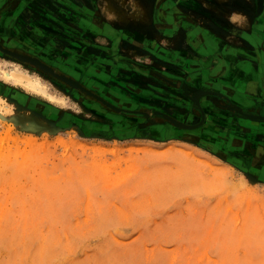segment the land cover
<instances>
[{"label":"rangeland","instance_id":"374dc122","mask_svg":"<svg viewBox=\"0 0 264 264\" xmlns=\"http://www.w3.org/2000/svg\"><path fill=\"white\" fill-rule=\"evenodd\" d=\"M220 5L0 0V264H264V120L153 116L202 122L184 82L222 94L192 22Z\"/></svg>","mask_w":264,"mask_h":264},{"label":"crops","instance_id":"0c3cea01","mask_svg":"<svg viewBox=\"0 0 264 264\" xmlns=\"http://www.w3.org/2000/svg\"><path fill=\"white\" fill-rule=\"evenodd\" d=\"M216 1L221 3L224 11L216 12L215 23L202 22L198 16L197 20L191 18L205 39V45L200 48L205 55L203 66L207 68L204 78L209 76L221 81L220 92L229 96L230 101H234L231 95H236L238 101L248 108L264 106V14L261 15V0ZM211 8L219 9L213 4ZM192 38L198 39L197 34Z\"/></svg>","mask_w":264,"mask_h":264},{"label":"water","instance_id":"95a60500","mask_svg":"<svg viewBox=\"0 0 264 264\" xmlns=\"http://www.w3.org/2000/svg\"><path fill=\"white\" fill-rule=\"evenodd\" d=\"M40 66H41V68H44L47 72L54 74V72L50 69H47V67L45 65L41 64ZM137 68L141 71H144V72L146 71L145 68H142L140 66H137ZM152 74H155L156 76L161 78L163 81L168 83V78L165 75H163L161 72L152 71ZM179 87L182 88V90L186 91L194 99L195 107L198 110H200L202 113V122L198 125L187 124L185 122H182V121L174 118L170 114H167L165 112H159V111L153 112V116H155V118L167 120V121L175 124L176 126H178L180 128H183V129H197L206 120V113H205V111L202 107V104H201L202 98L205 96H219V97L225 98L226 100L229 101L230 104L228 106H226L225 108L229 109L233 113H235L239 116L245 117V118H250V119H254V120H264V108L261 109L262 111H255V112L248 111V110H245L243 108H239L236 104H234L232 101H230L226 96H224L218 92L211 91V90H201L197 87L191 86L190 84H188L186 82L182 83V85ZM148 114L150 115L149 112H148Z\"/></svg>","mask_w":264,"mask_h":264},{"label":"bare ground","instance_id":"6f19581e","mask_svg":"<svg viewBox=\"0 0 264 264\" xmlns=\"http://www.w3.org/2000/svg\"><path fill=\"white\" fill-rule=\"evenodd\" d=\"M108 7H110V5H108ZM106 11V10H105ZM106 13V12H105ZM107 14V13H106ZM13 70V68H12ZM5 72V71H3ZM12 73H7L6 72V75L4 73L5 76H7V78L13 80V81H16V82H20V83H24V84H28V82L30 84H34L32 81H30L31 79H29L28 76L24 75V74H21V73H17V72H13L11 71ZM36 85H33L32 87L35 88V89H39L41 87V81L39 80H36ZM29 85V84H28ZM40 85V86H39ZM30 86V85H29ZM26 110V109H25ZM32 112V111H31ZM19 121L21 122H24V123H32L34 121H37L39 120V116L37 114H27L26 116L24 117H20L18 119ZM27 125V124H26ZM34 141H29V144L33 143ZM185 152V151H183Z\"/></svg>","mask_w":264,"mask_h":264}]
</instances>
